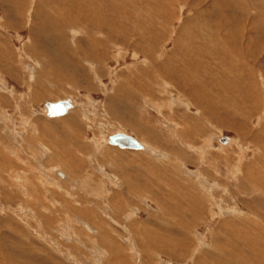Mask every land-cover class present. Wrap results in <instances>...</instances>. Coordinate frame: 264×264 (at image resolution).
Instances as JSON below:
<instances>
[{
	"label": "rangeland",
	"instance_id": "rangeland-1",
	"mask_svg": "<svg viewBox=\"0 0 264 264\" xmlns=\"http://www.w3.org/2000/svg\"><path fill=\"white\" fill-rule=\"evenodd\" d=\"M55 1L60 3V7L64 6L66 8V5L61 3L64 2V0H0L1 42L9 43L11 47H14L12 50L14 49L13 51L16 53H12L11 56V63L13 62L11 67H13V69L10 66L9 69L5 67L0 68V79L3 80V82L0 80V99L2 100V102L0 100V127L3 129L2 133H6L5 136H7V134L12 136V132L16 131V129H18V132L22 130L25 133H27V131L33 133L34 130H30V127L33 124L29 121L34 118L39 121V124H43L42 128L44 130H51L52 136L59 137L60 133L64 132L63 124L60 122L50 123L52 120H49L47 117L48 115H42V111H45L43 110L45 109L44 106L49 102H56V100L57 102L64 101L65 99L67 100L71 97V100H74L73 102L76 103L74 110H80L82 114L85 112V116L87 117L86 121L83 123L85 124L84 131L86 138L83 140V143L86 145V148L88 147L89 149H84L83 147L81 148L82 151L81 149H77L80 153H83L84 151L86 153L84 154L85 157H78L77 159L79 160L76 161L75 168H71L75 177H70L65 181L63 177H56L55 175L52 176L53 178L50 177L49 180L48 176H45L46 174H44V172L48 169L47 163L50 161V158H48L50 154L44 156L40 155L42 150L39 147L36 148L35 143H31L30 147L27 148V145H24L20 138H18L20 141L16 140L17 137L14 136L15 134L12 136L15 137L14 141L5 136L1 137L3 140L0 142L1 153H5L6 151L2 150H5L7 146H10L16 152L18 151L21 156L23 155L21 158L24 160L17 156V159H14L15 161H13V163L8 164L7 162L6 165H4L6 168L11 165V169L8 170L13 173L11 176H13L14 182L8 180L9 177H0V239H2V242L0 241V245H3L0 249V253H6V255L12 253L10 257L20 260L21 264H107L110 256L107 255L106 252L104 253L100 251L99 253L95 251V254L88 253V250L80 243L81 240L83 243H85L87 239L86 243L90 241L91 235L89 232L85 231V227H83L84 224L92 225L89 220L84 217L81 219L80 215L76 220L71 215L72 217L70 220L66 219L63 221V216L66 214L63 212L64 208L62 205H59V202H69L68 204L71 205L70 202L72 201L68 197H64L66 192H69L73 194L74 197L76 196L75 199L79 202L80 206L76 204L77 209L89 207L85 210L93 211L90 214L94 215L97 219V224L94 225H99L102 222V226L99 228L97 227L98 229H102L105 223L112 224L113 228L116 230L115 236L118 234L121 238V246L129 248L130 256L129 258H126L129 259L128 261H124L125 264H151V259L144 256V245L146 247H151L150 244H145V240L162 238L161 232L164 234L166 227L170 228V226H166L165 224H158V226L157 223H162L164 219H172L173 217L174 222L171 227L176 229H173L172 237L169 235L167 236L171 242H174L171 244L172 246H170V248H172L171 252L164 247L163 249L160 248L156 256H152L150 252V255L155 261H158L159 257H163L164 261L161 259L162 261L159 264H211V261H214V264H225V262L226 264H264V257H262L264 256V12H261L264 11V0H200L201 5L198 0H66L73 2L82 1L84 3L87 2L88 4L92 3L93 7L101 6L103 3L109 7L113 6V9H115L114 12H117V22L115 25L112 24V29L109 30V46L107 45L109 50H107V54L106 52H103V50L97 51L95 49L96 60L90 65L93 66V69L91 70L92 72L89 71V65L85 62L87 60H84V58L82 60L81 56H79L81 59L80 64L78 61L75 65L70 66L64 65L62 61V64L59 65L62 68L67 66L63 69L68 73V77L56 87H52L49 82L48 84L45 83L43 78L39 77V74H37V76L33 75L35 74L36 64L34 61L29 60L30 55L26 52L25 45L27 46L31 37L34 39L31 35L32 30L30 23L32 16H34V10L37 13L39 11V14L45 16L48 6H52L54 9L56 8V4L53 3ZM113 1L116 5H114L115 3H113ZM239 1H241V3ZM36 3H38L39 6L41 5L39 10L35 8ZM180 7H182V11H180ZM259 7L261 9H259ZM64 10H67V8ZM58 12L55 11L53 14L57 17L64 16V14L60 15L61 12L59 10ZM150 12L153 13L151 14ZM255 12L258 14H253ZM141 14L142 16H140ZM197 16H199V18ZM59 19L61 20L62 18L59 17ZM92 19L93 17L90 18L88 27H91L90 23ZM152 21L155 22V31L150 30ZM157 22L159 25H157ZM78 25L79 24L67 27L65 31H62L63 37L58 40L59 44L55 48H53L54 45H52L51 48L58 51L61 49V45L65 44L66 50L69 54H76L78 51V49H76L77 42L79 44L81 42L82 46H87L88 41L86 37H88V35L86 34V36L83 37V35L79 32L81 30L77 29ZM83 26L85 29H88L87 26ZM74 27L77 31L76 29L74 30ZM115 27L116 29H114ZM139 30L142 31L140 32ZM92 31L95 32V30ZM91 35L94 36L93 33H91ZM259 35H262L263 37L261 38ZM223 36L225 37L223 38ZM49 37L50 39H53L52 35H49ZM233 38L236 39L234 40L236 43L234 41L231 43ZM239 38L241 40H237ZM34 40L38 41L39 38L35 37ZM181 41L190 42L183 43ZM116 43L117 45H115ZM251 43H253V47ZM131 44L134 47H132ZM201 44H203V46H201ZM261 44L263 47H261ZM119 45H123V48L117 47ZM198 45L200 47H198ZM206 45H208V47ZM195 47L198 49L197 51ZM201 47L205 48V50ZM240 48L243 49L241 50ZM145 49H148L149 51L145 53ZM119 50L121 54L118 53ZM250 50L253 51L250 52ZM108 51H111L113 55ZM181 51H183V53ZM198 53L206 54V59H211V61L207 63L208 60H206V63L201 64L200 60L204 58V55L200 57L201 55L199 56ZM122 55L124 56L122 57ZM195 55L197 56L195 57ZM52 56L53 58H56L54 55ZM120 56L122 58H120ZM112 57L116 59H113ZM180 57L183 59L186 57L188 60H186V58L182 60ZM188 57L191 58L189 59ZM194 58L195 61L193 62ZM215 58H217V60ZM212 59L218 64H215ZM61 60L62 59L59 61L61 62ZM234 61L236 63H234ZM195 62L199 64V68L205 76L203 78V80L206 81L204 82V85L201 81L195 83L193 78L191 81L193 84H191L182 81L183 78H177V74L171 76V73H173L179 66L182 68V65L186 66V68L190 67L189 72L196 71L195 68L197 65L194 66V64H196ZM219 64H221V67L224 64L222 69L225 68V70L217 67L218 70L215 69V72H213L211 70V66H218ZM57 66L58 65L56 64L55 67ZM127 66L129 68H127ZM134 66L136 68H134ZM249 66L251 72H249ZM39 68L40 69H38V71L41 72V67ZM83 68L85 70H83ZM246 68H248V70ZM209 72L213 73V75H209ZM231 73H235L237 78ZM193 75L195 76V74ZM99 79L102 82H100ZM123 79H125L124 81L126 83L122 82ZM232 79L235 82H233ZM256 79H258V81ZM61 80H64V77L61 78ZM223 80L227 81L223 83ZM216 81L218 84L214 83ZM198 83H200V86L202 85L203 87L209 84L207 89L209 88L210 92L213 93V100L215 103L214 106L216 107L214 108V111L217 115L219 114L218 116L215 117L214 115L206 114L207 109L205 107L208 105V102L205 104L206 102L200 97L202 93L197 92L200 91V89L202 90V87H200ZM73 84L75 85L74 87H72ZM190 86L192 88L193 86L196 87L193 89V93ZM261 86H263V88ZM187 91H189L191 95ZM194 92H197L196 95L200 97L201 101L194 96ZM230 92L231 95L229 94ZM256 92H258L260 96L256 94ZM12 96L15 97V99H13ZM223 97L224 99H222ZM239 98L241 99L240 103ZM45 101L47 102L44 103ZM236 102L237 104L235 105ZM225 104H228V106ZM237 105L239 106V109ZM217 107H219V109ZM226 107H228V110L225 112ZM200 109L203 113L200 112ZM257 109H259V111ZM241 110L243 111L241 112ZM240 112L244 117L242 115L240 116ZM253 112H255V114ZM259 112H262V114ZM33 115H36V117ZM5 116L8 118L6 119ZM148 117L149 119H146ZM174 117H177V119ZM200 118L201 120H198ZM246 119L248 120L246 121ZM137 121H140L142 125L137 126V124H139ZM88 126H90V129H88ZM131 126H133L134 129H139L141 134L144 136H141V138L138 135L139 133L130 130ZM184 126L185 128H183ZM125 127L127 128L126 130ZM190 129L193 132H191ZM118 131L128 133L134 137L138 136V140L143 145L145 143L148 146V149L155 150L156 155L152 156L148 154V151H143V148L141 150H133L130 148L121 149L118 146L110 144V141V146L105 144L106 137ZM201 132H203V134ZM187 133L190 134L188 135ZM27 134L25 135L27 136ZM50 139L51 138L49 136L46 142L50 143ZM210 140L211 142H209ZM63 142L68 145L71 141L66 139ZM93 143H95V146H102L99 147V151L95 150ZM4 145H6V147H4ZM210 148L213 149V152ZM242 148L243 150H241ZM161 150L162 152H160ZM205 150L206 154L204 153ZM241 151H243V153ZM31 152H36L33 154L36 158H34ZM216 160L219 161L216 162ZM23 161H25V163ZM1 162L4 163V158L0 159V163ZM56 163L58 166L61 165L60 161ZM129 164L131 168H128ZM50 167L52 170L53 164L50 165ZM65 168L68 169L69 167ZM100 170L101 172H99ZM217 170L219 172H217ZM200 172L201 175H199ZM53 179H55L56 183ZM244 180L246 181L244 182ZM148 189L150 191L159 189V199L161 198V200L167 204H163V206L160 205L158 207V202L153 198V194L151 195L145 191ZM194 195L199 198H194ZM211 196L213 197L212 199ZM122 199L126 200V209L125 207H119L121 202H123ZM164 207H170L173 213L170 214L169 212H166ZM232 207L234 210L230 212V210L233 209ZM119 208L121 209L119 210ZM229 212L233 213L230 214ZM109 213L113 214V217H115L117 221L112 217L110 218ZM211 213L213 214L212 218ZM156 214L159 218H157ZM201 214L202 216H200ZM216 214H218V216ZM223 214H225V216H223ZM189 216H193L191 217L192 219H190ZM11 217L16 220H10L12 222V226L9 223V218ZM187 217L188 221L191 220L189 223L186 221ZM112 220L115 224L112 223ZM225 220L227 224L224 223ZM78 221L83 223L81 224ZM63 226L66 227L63 228ZM13 227L18 228H15L17 231L22 230V232H17L16 230L14 231ZM65 229L67 231L66 234ZM85 232L89 235V237L88 235H83ZM101 232L103 233L100 234ZM108 232L114 235L113 229L105 228L104 230H99L98 235L100 234V236L96 235L97 238H94L96 240H93L94 242L92 241V244L89 242L91 244V249H96L93 245V243L96 242L95 244H98V246L100 248L102 247L101 249L104 250L105 247L103 246L104 244L102 243V240L106 238V235L108 238H112V241L117 243L118 241L114 238V236L110 233L108 234ZM136 232L139 234V237L135 236ZM134 236L136 237L140 247L135 245ZM77 239L80 242L77 241ZM218 239L219 242L217 241ZM216 241L218 243H216ZM99 242L101 243L99 244ZM151 243H154V241ZM74 245L78 248H74ZM31 247H33L34 250L36 249L35 251L41 252L43 257H41L39 253L30 255ZM140 249L142 250V253ZM151 249L152 248H149V250ZM225 249L226 253L224 252ZM22 250L24 253H22ZM96 253L98 255H96ZM141 254L143 257H141ZM222 254L225 257H223ZM24 255H27L26 258ZM1 256L4 257L3 255ZM34 256H36V258ZM46 256L48 259H46ZM236 256L237 258L240 257V259H237ZM10 257L7 259V264H13L12 261H9ZM117 258L119 261L121 259L124 260V258L121 257ZM117 258L115 261H118ZM73 259H76V262H74ZM261 260L263 263H261Z\"/></svg>",
	"mask_w": 264,
	"mask_h": 264
},
{
	"label": "bare ground",
	"instance_id": "bare-ground-1",
	"mask_svg": "<svg viewBox=\"0 0 264 264\" xmlns=\"http://www.w3.org/2000/svg\"><path fill=\"white\" fill-rule=\"evenodd\" d=\"M53 1V0H52ZM85 1V0H84ZM151 1V0H150ZM165 1V0H164ZM167 1V0H166ZM171 1V0H170ZM169 1V2H170ZM242 1V0H241ZM241 1H239L240 3H241ZM246 1V0H245ZM244 1V2H245ZM250 1V0H249ZM104 2V1H103ZM141 2V1H140ZM158 2V1H157ZM177 2V1H176ZM198 2H200V0H198ZM54 4H56L55 5V9L51 6H48V9L46 10L47 12L45 13V16H42L41 14H39V11H38V13L37 12H35V10H34V16H32V18H31V30H32V36H33V38L35 39V37L36 38H39V40L38 41H36V40H34V39H32V37H31V40H29V42H28V44H27V46L25 45V49H26V52H28V54L30 55L29 57H30V59L29 60H32V61H34L35 62V64H36V66H35V74H33V75H36L37 76V74H39V77H42L43 78V80H44V82L45 83H47L48 84V82L52 85V87H56L58 84H60V83H62L63 81H65L66 80V78L68 77V73L63 69V68H66V67H61L59 64H62V61H63V64L64 65H75L78 61H79V64H80V62H81V59L83 60V58H84V60H87V61H85L86 62V64H88L89 65V67H88V69H89V71H91L92 69H93V66H90L91 64H93L94 62H95V60H96V58H95V53H96V51H95V49L97 50V51H99V50H103V52H106V54H107V50H109L108 49V46H109V38L108 37H110L109 35H110V32H109V30H111L112 29V24L113 25H115L116 24V22H117V16H116V13L114 12L115 11V9H113V6L111 7H109L108 5H104V3L101 5V6H94L93 7V4L92 3H84V2H73V1H66V0H64V2H61V3H64V5H66V8H67V10H64V9H66L64 6L63 7H60V3L59 2H57V1H55V2H53ZM99 3H101V2H99ZM111 3V2H110ZM113 3H115L114 1H113ZM136 3V2H135ZM152 3V2H151ZM154 3V2H153ZM178 3V2H177ZM246 3V2H245ZM249 3V2H248ZM251 3V2H250ZM8 4V3H7ZM10 4H11V2H10ZM145 4H147V3H145ZM171 4V3H170ZM188 4V3H187ZM247 4V3H246ZM70 5V6H69ZM114 5H116V3L114 4ZM160 5V4H159ZM158 5V6H159ZM168 5V4H167ZM180 5V4H179ZM178 5V6H179ZM184 5V4H183ZM200 5H201V2H200ZM248 5V4H247ZM252 5H255V4H252ZM259 5V4H258ZM41 6V5H40ZM40 6H39V4L38 3H36V5H35V8H37L38 10L40 9ZM125 6H127V5H125ZM134 6V5H133ZM166 6V5H165ZM164 6V7H165ZM169 6V5H168ZM175 6V5H174ZM190 6V5H189ZM199 6V5H198ZM242 6V5H241ZM260 6V5H259ZM59 7H60V9H59ZM172 7V6H171ZM185 7V6H184ZM253 7V6H252ZM13 8V7H12ZM14 8H16V7H14ZM34 8V9H35ZM126 8V7H125ZM139 8V7H138ZM161 8V7H160ZM175 8H177V7H175ZM181 8V10L180 11H182V7H180ZM254 8V7H253ZM112 9V10H111ZM142 9V8H141ZM197 9V8H196ZM230 9V8H229ZM233 9V8H232ZM248 9V8H247ZM246 9V10H247ZM252 9V8H251ZM258 9V8H257ZM259 9H261L260 7H259ZM14 10V9H13ZM58 10L61 12L60 13V15L61 14H64V16H56L55 14H53V12H55V11H57L58 12ZM126 10V9H125ZM124 10V11H125ZM146 10V9H145ZM178 10V9H177ZM190 10V9H189ZM234 10V9H233ZM249 10V9H248ZM255 10H256V8H255ZM254 10V11H255ZM263 10V9H262ZM37 11V10H36ZM43 11H44V9H43ZM147 11V10H146ZM174 11V10H173ZM191 11H192V9H191ZM201 11V10H200ZM204 11H205V8H204ZM236 11V10H235ZM252 11V10H251ZM257 11V10H256ZM142 12V11H141ZM158 12H159V10H158ZM243 12V11H242ZM248 12V11H247ZM261 12H264V11H261ZM41 13V12H40ZM43 13V12H42ZM124 13H126V12H124ZM148 13H149V11H148ZM151 13V12H150ZM153 13V12H152ZM151 13V14H152ZM189 13V12H188ZM208 13V12H207ZM58 14H59V12H58ZM123 14V13H122ZM155 14V13H154ZM175 14V13H174ZM178 14V13H177ZM204 14V13H203ZM252 14V13H251ZM253 14H256V12L255 13H253ZM258 14V13H257ZM256 14V15H257ZM94 15V16H93ZM149 15V14H148ZM198 15V14H197ZM224 15V14H223ZM226 15V14H225ZM16 16V15H15ZM82 16V17H81ZM122 16V15H121ZM140 16H142V14L140 15ZM139 16V17H140ZM166 16V15H165ZM59 17H61L62 19L60 20L59 19ZM91 17H93V19H92V21H91V23H90V26L91 27H88L89 26V20H90V18ZM123 17V16H122ZM189 17V16H188ZM198 18H199V16H197ZM226 17V16H225ZM244 17V16H243ZM246 17V16H245ZM88 18V19H87ZM141 18V17H140ZM140 18H139V20H140ZM143 18V17H142ZM150 18V17H149ZM157 18V17H156ZM175 18V17H174ZM184 18V17H183ZM197 18V19H198ZM227 18V17H226ZM248 18V17H247ZM246 18V19H247ZM138 19V18H137ZM173 19V18H172ZM202 19V18H201ZM84 20H86V21H84ZM143 20V19H142ZM191 20V19H190ZM245 20V19H244ZM28 21V20H27ZM150 21V20H149ZM148 21V22H149ZM156 21V20H155ZM246 21V20H245ZM251 21V20H250ZM135 23V22H134ZM158 23V22H157ZM76 24H79L78 25V27H77V29H79V30H81V31H79L80 32V34L81 35H83V37H85L86 36V34L88 35V37H86V39H87V41H88V47L87 46H82L81 45V42H80V44L77 42L76 43V49H78V51L76 52V54H69L68 52H67V50H66V45L65 44H63V45H61L60 47H61V49L60 50H53V48H55L59 43H58V40L61 38L62 39V31H65L66 29H67V27H71V26H73V25H75L76 26ZM140 24H141V22H140ZM224 24V23H223ZM222 24V25H223ZM248 24V23H247ZM252 24V23H251ZM29 25V24H28ZM83 25H85V26H87V28L88 29H85L84 28V26ZM134 25V24H133ZM142 25V24H141ZM157 25H159V23L157 24ZM154 26H155V22H151V29L150 30H153V31H155L156 29L154 28ZM225 26V25H224ZM251 26V25H250ZM250 26H249V28H250ZM144 27V26H143ZM133 28H135V27H133ZM139 28V27H138ZM150 28V27H149ZM213 28V27H212ZM229 28V27H228ZM76 28L74 27V30H75ZM77 29H76V31H77ZM114 29H116V27L114 28ZM137 29V28H136ZM141 29H143V28H141ZM251 29V28H250ZM253 29V28H252ZM92 30H95V32L94 31H92ZM133 30V29H132ZM192 30V29H191ZM223 30H224V28H223ZM69 31V30H68ZM67 31V32H68ZM136 31V30H135ZM140 31V30H139ZM142 31V30H141ZM140 31V32H141ZM152 31V32H153ZM169 31V30H168ZM211 31V30H210ZM253 31V30H252ZM251 31V32H252ZM133 32V31H132ZM139 32V33H140ZM151 32V33H152ZM187 32V31H186ZM228 32V31H227ZM232 32H233V30H232ZM242 32V31H241ZM73 33V32H72ZM91 33H93L94 34V36L93 35H91ZM146 33V32H145ZM189 33V32H188ZM236 33V32H235ZM244 33V32H243ZM247 33H249V32H247ZM77 34V33H76ZM104 34H107V35H104ZM150 34V33H149ZM154 34V33H153ZM168 34V33H167ZM228 34H229V32H228ZM233 34V33H232ZM254 34V33H253ZM49 35H52L53 36V39H50V37H49ZM78 35V34H77ZM139 35V34H138ZM145 35V34H144ZM157 35V34H156ZM244 35V34H243ZM61 36V37H60ZM142 36V35H141ZM153 36V35H152ZM170 36V35H169ZM168 36V37H169ZM226 36V35H225ZM225 36H223V38L225 37ZM261 38L263 37L262 35H259ZM154 37H156V36H154ZM245 37V36H244ZM256 37V36H255ZM106 38V39H105ZM135 38V37H134ZM194 38V37H193ZM249 38V37H248ZM131 39V38H130ZM136 39V38H135ZM141 39V38H140ZM178 39V38H177ZM194 39H196V38H194ZM193 39V40H194ZM244 39V38H243ZM246 39V38H245ZM250 39H251V36H250ZM250 39H248V40H250ZM114 40H116V39H114ZM118 40V39H117ZM142 40V39H141ZM148 40V39H147ZM185 40V39H184ZM190 40V39H189ZM221 40H223V39H221ZM229 40V39H228ZM232 40V39H231ZM234 40H236V39H234L233 38V40L231 41V43L234 41ZM237 40H241L240 38L239 39H237ZM119 41V40H118ZM143 41V40H142ZM160 41V40H159ZM169 41V40H168ZM202 41V40H201ZM243 41V40H242ZM241 41V42H242ZM76 42V41H75ZM171 42V41H170ZM181 42H183V41H181ZM184 42H186V41H184ZM183 42V43H184ZM190 42V41H189ZM189 42H186V43H189ZM198 42V41H197ZM206 42V41H205ZM211 42V41H210ZM235 42V41H234ZM244 42V41H243ZM134 43H136V42H134ZM160 43V42H159ZM193 43V42H192ZM191 43V44H192ZM236 43V42H235ZM245 43V42H244ZM139 44H140V42H139ZM147 44V43H146ZM174 44V43H173ZM195 44H196V42H195ZM199 44V43H198ZM206 44H207V42H206ZM215 44V43H214ZM219 44V43H218ZM234 44V43H233ZM239 44H241V43H239ZM253 43H251V45H252ZM52 45H54L53 46V48H51V46ZM108 45V46H107ZM114 45V44H113ZM115 45H117V43L115 44ZM134 45V44H133ZM143 45V44H142ZM152 45H154V44H152ZM193 45V44H192ZM262 45V44H261ZM131 46H132V44H131ZM140 46V45H139ZM148 46V45H147ZM195 46H197V45H195ZM201 46H203V44H201ZM207 47H208V45H206ZM217 46H219V45H217ZM240 46V45H239ZM116 47V46H115ZM117 47H122L123 48V45L122 46H117ZM129 47V46H128ZM132 47H134V46H132ZM140 47H142V46H140ZM153 47V46H152ZM156 47V46H155ZM182 47V46H181ZM185 47V46H184ZM183 47V48H184ZM198 47H200L199 45H198ZM197 47V48H198ZM205 47V46H204ZM207 47H206V49H207ZM221 47V46H220ZM233 47H235V46H233ZM252 47H253V45H252ZM261 47H263V45L261 46ZM260 47V48H261ZM12 48H14V47H11L10 45H9V43H2L1 42V38H0V68H8L9 69V66L11 67L12 66V63H11V61H12V53L13 54H16L13 50H12ZM125 48V47H124ZM154 48V47H153ZM201 48H203V47H201ZM224 48V47H223ZM237 48V47H236ZM255 48V47H254ZM258 48V47H257ZM50 49V50H49ZM53 51H52V50ZM157 49V48H156ZM195 49H196V47H195ZM194 49V50H195ZM204 50H205V48H203ZM226 49V48H225ZM230 49V48H229ZM235 49V48H234ZM241 49V48H240ZM243 49V48H242ZM241 49V50H242ZM110 50H111V48H110ZM142 50V49H141ZM151 50V49H150ZM187 50H188V48H187ZM198 49H196V51H197ZM218 50V49H217ZM52 51V52H51ZM73 51V50H72ZM122 51V50H121ZM127 51H129V50H127ZM149 50L148 49H145L144 50V52L146 53V52H148ZM177 51V50H176ZM179 51H180V49H179ZM209 51V50H208ZM253 51V50H252ZM251 50H250V52H252ZM257 51V50H256ZM262 51V50H261ZM109 52V51H108ZM111 52V51H110ZM109 52V53H110ZM123 52V51H122ZM154 52V51H153ZM157 52V51H156ZM175 52V51H174ZM182 53H183V51H181ZM200 52V51H199ZM201 52H202V50H201ZM227 52H229V51H227ZM243 52V51H242ZM247 52V51H246ZM93 53H94V55H93ZM112 53V52H111ZM118 53H120V50L118 51ZM124 53V52H123ZM151 53H152V51H151ZM150 53V54H151ZM204 53H206V52H204ZM204 53H198L199 54V56L200 57H202V55H204V58L203 59H201L200 60V62H201V64H203V63H206V60H208V58L206 59V54H204ZM213 53V52H212ZM221 53V52H220ZM235 53H237V52H235ZM254 53H255V51H254ZM19 54V53H18ZM121 54V53H120ZM170 54V53H169ZM168 54V55H169ZM238 54V53H237ZM242 54V53H241ZM253 54V53H252ZM256 54V53H255ZM52 55H54L56 58H53V56ZM101 55H102V52H101ZM100 55V56H101ZM112 55H113V53H112ZM115 55V54H114ZM154 55V54H153ZM190 55V54H189ZM246 55V54H245ZM15 56V55H14ZM79 56H81V59L79 58ZM104 56V55H103ZM117 56V55H116ZM124 55H122V57H123ZM175 56H176V54H175ZM191 56H193V55H191ZM197 55H195V57H196ZM228 56H229V53H228ZM238 56V55H237ZM247 56V55H246ZM17 57H19V56H17ZM21 57V56H20ZM106 57V56H105ZM115 57V56H114ZM121 56H120V58H122ZM179 57V56H178ZM199 57V58H200ZM213 57V56H212ZM214 57H215V55H214ZM257 57V56H256ZM113 58V57H112ZM119 58V57H118ZM181 58V57H180ZM186 58V57H185ZM184 58V59H185ZM189 58V57H188ZM191 58V57H190ZM189 58V59H190ZM217 58H219V57H217ZM217 58H215L216 60H217ZM246 58V57H245ZM244 58V59H245ZM60 59H62L61 60V62L59 61ZM102 59V58H101ZM113 59H116V58H113ZM112 59V60H113ZM182 60H184L183 58H181ZM225 59V58H224ZM227 59V58H226ZM180 60V59H179ZM186 60H188L187 58H186ZM197 60V59H196ZM213 60V59H212ZM247 60H248V58H247ZM256 60V59H255ZM100 61V60H99ZM106 61V60H105ZM195 61V58H194V60H193V62ZM211 61V59L210 60H208V62L207 63H209ZM222 61H223V59H222ZM222 61H218V62H222ZM243 61V60H242ZM213 62H214V60H213ZM232 62V61H231ZM246 62V61H245ZM97 63V62H96ZM104 63V62H103ZM196 63V62H195ZM199 63V62H198ZM212 63V62H211ZM215 64H218L217 62H214ZM234 63H236L235 61H234ZM241 63V62H240ZM243 63V62H242ZM249 63V62H248ZM58 65L57 67H55V65ZM100 64V63H99ZM191 64V63H190ZM213 64V63H212ZM96 65V64H95ZM195 65H197V67L195 68V70L196 71H190L189 72V68L190 67H188V68H186V66H184V65H182V68L179 66L177 69H175L174 70V72L173 73H171L172 75L171 76H173L174 74H177V78L178 77H180V78H183V80L182 81H184V82H188V83H191V84H193L191 81H192V78L195 80V83L196 82H198V81H201V82H203V85L205 84L204 82H206V81H204L203 80V78L205 77L204 76V74H203V72L201 71V69L199 68V64H194V66ZM210 65V64H209ZM229 65V64H228ZM79 66V65H78ZM139 66V65H138ZM223 66H224V64H223ZM223 66L221 67V64H219L218 66H215V65H212L211 66V70L213 71V72H215V69H217V67H219L220 69H222L223 68ZM241 66V65H240ZM39 67H41V72H39L38 71V69H40ZM202 67H203V65H202ZM246 67H248V66H246ZM12 69H13V67H11ZM127 68H129L128 66H127ZM134 68H136L135 66H134ZM138 68V67H137ZM144 68V67H143ZM156 68V67H155ZM32 69V68H31ZM63 69V70H62ZM71 69H72V67H71ZM97 69V68H96ZM95 69V70H96ZM157 69V68H156ZM207 69V68H206ZM234 69V68H233ZM237 69V68H236ZM247 70H248V68H246ZM43 70H45V71H43ZM83 70H85L84 68H83ZM139 70V69H138ZM148 70V69H147ZM147 70H146V72H147ZM218 70V69H217ZM222 70H225V68L224 69H222ZM249 70H250V66H249ZM72 71H73V69H72ZM94 71V70H93ZM150 71V70H149ZM209 71V70H208ZM208 71H206V72H208ZM221 71V70H220ZM32 72V71H31ZM39 72V73H38ZM65 72V73H64ZM92 72V71H91ZM136 72V71H135ZM134 72V73H135ZM219 72V71H218ZM238 72V71H237ZM249 72H251V70L249 71ZM6 73V72H5ZM33 73V72H32ZM137 73V72H136ZM141 73V72H140ZM158 73H160V72H158ZM246 73V72H245ZM123 74V73H122ZM143 74V73H142ZM169 74V73H168ZM193 74H195V76L193 75ZM208 74V73H207ZM210 74H212L213 75V73H210L209 72V75ZM231 74H234V76H235V73H231ZM240 74H241V72H240ZM128 75V74H127ZM167 75V74H166ZM224 75H226V74H224ZM228 75V74H227ZM32 76V75H31ZM88 76V75H87ZM132 76H133V74H132ZM156 76V75H155ZM220 76H223V75H220ZM238 76V75H237ZM251 76V75H250ZM64 77V80H61V78H63ZM122 77V76H121ZM125 77V76H124ZM161 77H163V76H161ZM209 77V76H208ZM231 77V76H230ZM236 77V76H235ZM45 78V79H44ZM83 78V77H82ZM129 78V77H128ZM171 78V77H170ZM216 78V77H215ZM234 78V77H233ZM237 78V77H236ZM239 78V77H238ZM253 78V77H252ZM254 78H256V77H254ZM35 79V78H34ZM209 79V78H208ZM243 79V78H242ZM245 79H246V77H245ZM0 80H2V79H0ZM30 80H31V78H30ZM125 79H123L122 80V82H125L124 81ZM131 80V79H130ZM160 80V79H159ZM176 80V79H175ZM218 80V79H217ZM229 80V79H228ZM233 80V79H232ZM252 80V79H251ZM257 81H258V79H256ZM255 80V81H256ZM32 81V80H31ZM99 81L100 82H102L100 79H99ZM151 81V80H150ZM177 81V80H176ZM178 81H181V80H178ZM212 81H214V80H212ZM219 81V80H218ZM225 81H227V80H225ZM224 80H223V83L225 82ZM239 81V80H238ZM260 81V80H259ZM2 82H3V80H2ZM72 82V81H71ZM75 82V81H74ZM144 82V81H143ZM232 82V81H231ZM233 82H235L234 80H233ZM232 82V83H233ZM245 82H246V80H245ZM31 83V82H30ZM69 83V82H68ZM76 83V82H75ZM126 83V82H125ZM131 83H133V82H131ZM172 83V82H171ZM214 83H217L218 84V82L216 81V82H214ZM222 83V82H221ZM227 83V82H226ZM230 83V82H229ZM232 83H231V85H232ZM240 83V82H239ZM248 83V82H247ZM251 83H253V82H251ZM251 83H250V85H251ZM259 83V82H258ZM79 84V83H78ZM199 84V86H200V83H198ZM216 84V85H217ZM237 84H238V82H237ZM241 84V83H240ZM260 84H261V82H260ZM69 85V84H68ZM188 85V84H187ZM190 85V84H189ZM195 85V84H194ZM209 84H207V85H205L204 87L201 85L200 87H202V90L200 89V87H199V89H200V91H197L198 93L199 92H201L202 94L200 95V97L201 98H203V101H205L206 103L205 104H207V102H208V105L205 107L206 109H207V111H206V114L207 115H214L215 117L216 116H218L217 115V113L214 111V108H216L215 106H214V100H213V93H211L210 92V89L208 88L207 89V86H208ZM221 85V84H220ZM230 85V84H229ZM230 85V86H231ZM249 85V86H250ZM7 86V85H6ZM75 85L73 84L72 85V87H74ZM121 86V85H120ZM133 86V85H132ZM252 86H253V84H252ZM123 87V86H122ZM146 87V86H145ZM187 87V86H186ZM191 87V86H190ZM255 87V86H254ZM262 88H263V86H261ZM159 88V87H158ZM196 87H194L193 86V88L191 87L190 89H191V91H192V93H193V89H195ZM219 88V87H218ZM2 89H3V86H2ZM5 89V88H4ZM30 89V88H29ZM187 89V88H186ZM228 89V88H227ZM236 89H238V88H236ZM159 90V89H158ZM198 90V89H197ZM220 90V89H219ZM224 90V89H223ZM248 90V89H247ZM125 91V90H124ZM151 91V90H150ZM190 91V90H189ZM189 91H187L188 93H189ZM190 91V92H191ZM203 91V92H202ZM226 91V90H225ZM228 91V90H227ZM230 91V90H229ZM245 91V90H244ZM261 91V90H260ZM120 92V91H119ZM136 92V91H135ZM158 92V91H157ZM172 92V91H171ZM197 92H194L195 94H194V96L196 97V98H198L200 101H201V99H200V97L198 96V95H196V93ZM217 92H218V90H217ZM222 92H224V91H222ZM247 92V91H246ZM251 92V91H250ZM4 93V92H3ZM113 93H114V91H113ZM184 93V92H183ZM219 93V92H218ZM221 93V92H220ZM244 93V92H243ZM261 93V92H260ZM116 94V93H115ZM140 94V93H139ZM146 94V93H145ZM190 94V93H189ZM230 95H231V92L229 93ZM252 94V93H251ZM256 94H258V92H256ZM67 95H68V93H67ZM136 95V94H135ZM159 95V94H158ZM191 95V94H190ZM193 95V94H192ZM237 95V94H236ZM244 95V94H243ZM259 95V94H258ZM11 96V95H10ZM119 96V95H118ZM117 96V97H118ZM146 96V95H145ZM152 96V95H151ZM188 96V95H187ZM224 96V95H223ZM234 96H235V94H234ZM247 96V95H246ZM250 96V95H249ZM252 96V95H251ZM253 96H254V94H253ZM260 96V95H259ZM13 97V96H12ZM38 97V96H37ZM126 97V96H125ZM141 97H142V95H141ZM148 97V96H147ZM233 97V96H232ZM231 97V98H232ZM236 97V96H235ZM239 97V96H238ZM256 97H258V96H256ZM39 98V97H38ZM110 98H112V97H110ZM118 98H120V97H118ZM118 98H117V100H118ZM124 98V97H123ZM227 98V97H226ZM258 98H260V97H258ZM3 99V98H2ZM13 99H15V97H13ZM156 99V98H155ZM158 99V98H157ZM186 99V98H185ZM207 99H208V101H207ZM222 99H224V97L222 98ZM233 99H234V97H233ZM248 99V98H247ZM246 99V100H247ZM1 100V99H0ZM17 100V99H16ZM116 100V99H115ZM149 100V99H148ZM218 100V99H217ZM230 100V99H229ZM243 100V99H242ZM15 101V100H14ZM74 100H71V97H70V99H65L64 101H59V102H65V103H67V105H68V108H67V110H66V112L63 114V115H54V116H50V115H48V105L49 104H51V103H58L57 102V100H56V102L54 101V102H49V103H47L45 106H44V108L45 109H43V110H45L44 112L42 111V115H44L45 114V116H47L48 118H49V120H52V121H50V123L51 122H60V123H62L63 124V126H64V132H61L60 133V135H59V137H55V136H52L51 135V130H47V129H43L42 127H43V124H39V121H37V120H35L34 118L33 119H31L29 122L30 123H32L33 125L30 127L31 129V131H32V129L34 130L33 131V133L31 132H28L27 131V133H25V132H23L22 130L20 131V132H18V129H16V131H14V132H12V136H13V134H15L14 136L15 137H17V141L19 140L18 138H20V140L23 142V144L24 145H27L26 147L27 148H29L30 147V145H31V143H35L36 144V148L37 147H39L41 150H42V153L40 154V155H42V156H44V155H49L50 154V156H48V158H50L49 160V162L47 163V167H48V169H46L45 170V172H44V174H46L45 176H48V178H49V180H50V177H52V176H55L56 175V177H63L64 179H65V181L66 180H68L70 177H75V174H73V172L71 171V168H75V166H76V161H78L79 159H77L78 157H85V151L82 153H80V152H78V150L77 149H81L82 147L85 149L86 148V145H84V143H83V140L84 139H86L85 138V131H84V128H85V124H83L84 123V121H86V119H87V117L85 116V112H83V114L81 113V111L80 110H74V107H75V105H76V103L75 102H73ZM238 101V100H237ZM240 101H241V99L239 98V103H240ZM245 101V100H244ZM261 101V100H260ZM1 102H2V100H1ZM22 102V101H21ZM47 101H45L44 103H46ZM133 102V101H132ZM150 102H151V100H150ZM232 102V101H231ZM255 102H257V101H255ZM16 103V102H15ZM111 103V102H110ZM123 103H125V102H123ZM195 103V102H194ZM225 103V102H224ZM233 103V102H232ZM231 103V104H232ZM245 103V102H244ZM258 103V102H257ZM126 104H128V103H126ZM137 104V103H136ZM198 104V103H197ZM200 104V103H199ZM237 104V102L235 103V105ZM19 105V104H18ZM118 105V104H117ZM155 105V104H154ZM184 105V104H183ZM204 105V104H203ZM202 105V106H203ZM226 105V104H225ZM233 105H234V103H233ZM244 105V104H243ZM261 105V104H260ZM119 106V105H118ZM122 106V105H121ZM143 106H144V104H143ZM148 106H149V104H148ZM152 106V105H151ZM182 106V105H181ZM226 106H228V104L226 105ZM238 106V105H237ZM245 106V105H244ZM248 106V105H247ZM253 106V105H252ZM262 106H263V103H262ZM110 107H111V105H110ZM113 107V106H112ZM115 107H116V105H115ZM123 107V106H122ZM135 107V106H134ZM141 107V106H140ZM145 107V106H144ZM178 107V106H177ZM180 107V106H179ZM197 107V106H196ZM249 107V106H248ZM251 107V106H250ZM256 107V106H255ZM257 107H258V105H257ZM22 108V107H21ZM124 108V107H123ZM158 108V107H157ZM218 109H219V107H217ZM242 108V107H241ZM245 108H246V106H245ZM113 109V108H112ZM231 109V108H230ZM238 109H239V106H238ZM250 109V108H249ZM110 110V109H109ZM114 110V109H113ZM121 110H122V108H121ZM133 110V109H132ZM157 110V109H156ZM183 110H184V108H183ZM201 110V109H200ZM228 110V107H226L225 108V112ZM254 110V109H253ZM258 111H259V109H257ZM144 111V110H143ZM186 111V110H185ZM243 110H241V112H242ZM258 111H257V113H258ZM6 112V111H5ZM174 112V111H173ZM200 112H202V110L200 111ZM237 112V111H236ZM240 112V113H241ZM32 113L34 114V112L32 111ZM188 113V112H187ZM199 113V112H198ZM203 113V112H202ZM220 113V112H219ZM239 113V112H238ZM237 113V114H238ZM254 114H255V112H253ZM259 113H261L262 114V112H259ZM87 114V113H86ZM129 114V113H128ZM176 114V113H175ZM245 114V113H244ZM252 114V113H251ZM7 115V114H6ZM182 115H183V113H182ZM205 115V114H204ZM243 116V114L241 113L240 114V116ZM249 115V114H248ZM258 115V114H257ZM34 117H36V115H33ZM32 116V117H33ZM88 116V115H87ZM94 116V115H93ZM173 116V115H172ZM171 116V117H172ZM175 116V115H174ZM199 116H200V114H199ZM235 116V115H234ZM245 116H246V114H245ZM22 117V116H21ZM205 117V116H204ZM223 117V116H222ZM244 117V116H243ZM248 117V116H247ZM5 118L7 119L8 117H6L5 116ZM10 118V117H9ZM74 118H75V120H74ZM131 118V117H130ZM137 118V117H136ZM175 118V117H174ZM199 118V117H198ZM206 118V117H205ZM218 118V117H217ZM227 118H229V117H227ZM30 119V118H29ZM121 119V118H120ZM146 119H149V117L148 118H146ZM175 119H177V117L175 118ZM180 119V118H179ZM248 119H250V118H248ZM248 119H246V121L248 120ZM1 120V119H0ZM10 120V119H9ZM24 120V119H23ZM88 120H89V118H88ZM196 120V119H195ZM198 120H201V118L200 119H198ZM28 121V120H27ZM192 121H193V119H192ZM197 121V120H196ZM195 121V122H196ZM231 121V120H230ZM229 121V122H230ZM24 122V121H23ZM26 122V121H25ZM119 122V121H118ZM137 122H139V124H137V126L139 125V126H141L142 124L140 123V121H137ZM208 122V121H207ZM224 122V121H223ZM264 122V121H263ZM39 125H38V124ZM121 123V122H120ZM123 123V122H122ZM129 123V122H128ZM193 123H194V121H193ZM232 123V122H231ZM242 123H243V121H242ZM131 124V123H130ZM192 124V123H191ZM225 124V123H224ZM223 124V125H224ZM228 124V123H227ZM235 124V123H234ZM233 124V125H234ZM0 125H1V122H0ZM28 125V124H27ZM125 125V124H124ZM193 125V124H192ZM195 125H196V123H195ZM194 125V126H195ZM241 125V124H240ZM244 125V124H243ZM48 126V125H47ZM100 126V125H99ZM197 126V125H196ZM195 126V127H196ZM236 126V125H235ZM136 127V126H135ZM233 127V126H232ZM232 127H231V129H232ZM51 128V127H50ZM129 128V127H128ZM142 128H144V127H142ZM183 128H185V126L183 127ZM193 128V127H192ZM230 128V127H229ZM233 128H235V127H233ZM262 128V127H261ZM27 129V128H26ZM88 129H90V126H88ZM121 129V128H120ZM127 128L125 127V130H126ZM195 129V128H194ZM53 130V129H52ZM130 130H132V131H134V132H136V133H139L138 135L141 137H143L144 135L143 134H141V132L139 131V129L137 130L136 128L134 129L133 128V126H131L130 127ZM141 130V129H140ZM184 130V129H183ZM193 130V129H192ZM261 130V129H260ZM190 131H191V129H190ZM189 131V132H190ZM197 131V130H196ZM264 131V130H263ZM3 132V129H1V127H0V142L1 141H3L2 140V136H5L6 135V133H2ZM191 132H193V131H191ZM190 132V133H191ZM184 133H186V132H184ZM189 133V134H190ZM199 133H200V131H199ZM198 133V134H199ZM202 134H203V132H201ZM25 134H27V136L25 135ZM30 134V135H29ZM84 134V135H83ZM117 134H120V135H128V136H131V137H133L137 142H139L142 146H141V148H139V149H133V150H141L142 148H143V151H148V154H150V155H152V156H154V155H156V151L155 150H153V149H148V146L144 143V145L138 140V136L137 137H134V136H132V135H130V134H128V133H124V132H114L113 134H110V135H108L107 137H106V143L105 144H107L108 146H110L109 145V141H110V138L112 137V136H114V135H117ZM188 134V133H187ZM188 134V135H189ZM195 134H196V132H195ZM201 134V135H202ZM56 135V134H55ZM179 135V134H178ZM11 135H9V134H7V136H5V137H8L9 139H12L13 141H14V138L15 137H12ZM23 136V137H22ZM50 136V143H47L46 142V140L48 139V137ZM102 136H104V135H102ZM187 136V135H186ZM141 137V138H142ZM181 137V136H180ZM198 137V136H197ZM202 137V136H201ZM60 140H59V139ZM160 138H162V137H160ZM4 139V138H3ZM66 139H69V141H71L70 143H68V145H66L63 141H65ZM96 139V138H95ZM151 139V138H150ZM180 139H182V138H180ZM184 139V138H183ZM19 140V141H20ZM162 140V139H161ZM165 140V139H164ZM209 140V139H208ZM208 140H207V143H208ZM218 140V139H217ZM95 141V140H94ZM100 141V140H99ZM142 141V140H141ZM163 141V140H162ZM191 141V140H190ZM144 142V141H143ZM184 142V141H183ZM209 142H211V140L209 141ZM3 144V143H2ZM20 144V143H19ZM99 144V143H98ZM97 144V145H98ZM111 144V143H110ZM93 145H94V147H95V150H98L99 151V147H102V146H95V143H93ZM165 145V144H164ZM237 145V144H236ZM240 145V144H239ZM116 146V145H115ZM147 146V147H146ZM210 146H212V145H210ZM228 146V145H227ZM4 147H6V145H4ZM9 147L10 146H7L6 148H5V150H2V151H6L5 153L4 152H2L1 153V151H0V159H2V158H4V163L3 162H1L0 163V177H9V179L8 180H10V181H12V182H14L13 181V176H11V174H13V173H11V172H9V170L8 169H11L10 167H11V165H10V167H5L4 165H6V163L8 162V164H11V163H13V161H15L14 159H17L16 157L18 156V157H23V155L21 156L20 155V153H18V151L16 152L13 148H11L10 147V149H9ZM21 147V146H20ZM23 147V146H22ZM119 147V146H118ZM153 147V146H152ZM199 147V146H198ZM204 147V146H203ZM214 147V146H213ZM239 148H241L240 146H238ZM244 147V146H243ZM24 148V147H23ZM26 148V149H27ZM88 148V147H87ZM86 148V149H87ZM121 148V147H120ZM197 148V147H196ZM209 148V147H208ZM226 148V147H225ZM1 149V148H0ZM34 149V148H33ZM33 149H32V151H33ZM89 149V148H88ZM121 149H125V148H121ZM155 149V148H154ZM178 149V148H177ZM202 149V148H201ZM204 149V148H203ZM210 149H212V148H210ZM227 149V148H226ZM17 150V149H16ZM101 150V149H100ZM241 150H243V148L241 149ZM81 151H82V149H81ZM208 151V150H207ZM238 151V150H237ZM239 151H240V149H239ZM238 151V152H239ZM160 152H162V150L160 151ZM165 152V151H164ZM163 152V153H164ZM176 152V151H175ZM202 152H203V150H202ZM212 152H213V149H212ZM242 153H243V151H241ZM36 153V152H35ZM35 153H32L31 152V154L33 155V154H35ZM95 153H96V151H95ZM205 154H206V150H205V152H204ZM204 153H203V155H204ZM23 154V153H22ZM161 154V153H160ZM184 154H185V152H184ZM28 155H30V154H28ZM149 155V156H150ZM169 155V154H168ZM183 155V154H182ZM211 155V154H210ZM209 155V156H210ZM239 155V154H238ZM34 156V158H36L35 157V155H33ZM108 156V155H107ZM199 156H200V154H199ZM206 156V155H205ZM221 156V155H220ZM240 156V155H239ZM264 156V155H263ZM157 157H159V156H157ZM160 157H161V155H160ZM169 157V156H168ZM187 157V156H186ZM223 157V156H222ZM257 157V156H256ZM167 158V157H166ZM184 158V157H183ZM213 158V157H212ZM211 158V159H212ZM238 158V157H237ZM22 159V158H21ZM20 159V160H21ZM84 159V158H83ZM110 159V158H109ZM219 159V158H218ZM22 160H24V159H22ZM224 160V159H223ZM240 160V159H239ZM244 160V159H243ZM259 160V159H258ZM58 161H60V164L61 165H57V163L56 162H58ZM118 161V160H117ZM219 161V160H218ZM217 160H216V162H218ZM24 163H25V161H23ZM227 162V161H226ZM22 163V162H21ZM203 163V162H202ZM225 163V162H224ZM262 163V162H261ZM40 164V163H39ZM53 164V169L51 170L50 168V165H52ZM229 164V163H228ZM125 165H127V164H125ZM202 165V164H201ZM237 165V164H236ZM26 166V165H25ZM118 166V165H117ZM13 167V166H12ZM65 167H69L68 169H66ZM120 167V166H119ZM125 167V166H124ZM237 167V166H236ZM239 167V166H238ZM128 168H131V166H130V164L128 165ZM251 168H252V166H251ZM126 169V168H125ZM240 169V168H239ZM59 170H61V171H59ZM132 170V169H131ZM103 171V170H102ZM118 171V170H117ZM200 171V170H199ZM198 171V172H199ZM238 171V170H237ZM236 171V172H237ZM262 171V170H261ZM3 172V173H2ZM99 172H101V170L99 171ZM217 172H219L218 170H217ZM230 172V171H229ZM228 172V173H229ZM191 173V172H190ZM238 173V172H237ZM3 174V175H2ZM102 174H104V173H102ZM193 174V173H192ZM233 174V173H232ZM252 174V173H251ZM256 174V173H255ZM191 175V174H190ZM199 175H201V172H200V174ZM239 175V174H238ZM14 176H15V174H14ZM192 176V175H191ZM246 176V175H245ZM254 176H256V175H254ZM257 176H259V175H257ZM200 177V176H199ZM198 177V178H199ZM203 177V176H202ZM201 177V178H202ZM260 177V176H259ZM24 178V177H23ZM53 178V177H52ZM184 178V177H183ZM194 178V177H193ZM112 179V178H111ZM197 179V178H196ZM235 179V178H234ZM237 179V178H236ZM60 180V179H59ZM9 181V182H10ZM53 181L56 183V181H55V179H53ZM195 181V180H194ZM246 180H244V182H245ZM260 181V180H259ZM20 182V181H19ZM61 182V181H60ZM113 182V181H112ZM248 182V181H247ZM261 182V181H260ZM62 183V182H61ZM130 183V182H129ZM201 183V182H200ZM205 183V182H204ZM216 183V182H215ZM255 183V182H254ZM10 184V183H9ZM195 184V183H194ZM218 184H220V183H218ZM223 184V183H222ZM259 184V183H258ZM12 185V184H11ZM50 185H52V184H50ZM210 185V184H209ZM244 185V184H243ZM250 185V184H249ZM248 185V186H249ZM10 186V185H9ZM13 186V185H12ZM11 186V187H12ZM218 186V185H217ZM119 187V186H118ZM204 187H205V184H204ZM216 187V186H215ZM257 187H258V185H257ZM116 188H117V185H116ZM208 188V187H207ZM202 190V189H201ZM247 190V189H246ZM245 190V191H246ZM146 192H148L149 194H153V198L158 202V207L160 206V205H162L163 206V204H167V203H165L163 200H161V198L159 199V189H155V190H153V191H150L149 189L148 190H145ZM244 191V192H245ZM248 191V190H247ZM203 192V191H202ZM205 192V191H204ZM221 193V192H220ZM247 193V192H246ZM217 194V193H216ZM155 195V196H154ZM229 195V194H228ZM249 195V194H248ZM204 196H206V195H204ZM210 196V195H209ZM261 196H263V195H261ZM26 197H27V195H26ZM29 197V196H28ZM31 197V196H30ZM63 197V196H62ZM64 197H68L72 202H70L71 203V205L70 204H68L69 202H64V203H61V202H59V205L61 206L62 205V207L64 208V213L66 214V215H64L63 216V221H65L66 219H69L70 220V218L73 216L76 220H77V218L79 217V215H80V218L82 219L83 217L84 218H86L87 220H89L90 221V223L92 224V225H88V224H84L83 225V227H85L84 229H85V231H87V232H89V234L91 235L90 236V241H88L87 243H86V241L88 240L87 238L89 237V235L88 234H86V232L85 233H83V235L85 236H87L88 235V237L86 238L87 240L85 241V243H83V241L81 240V242L78 240L79 239V237L77 236V241H79L81 244H82V246L84 247V248H86L87 250H88V253H91V254H95L94 252L96 251V252H99L100 253V251H102V252H106V254L107 255H109L110 256V259L108 260V263L107 264H125V262L124 261H128L129 259H126L127 257L129 258V256H130V254H129V248L128 247H124V246H121L122 244H120V241H121V238L119 237V235L118 234H116V236H115V229L113 228V226H112V224H108V223H105L104 224V226L102 227V229H98L99 227H101L102 226V222L99 224V225H94V224H97L96 223V221H97V219H96V217L94 216V215H92V214H90V213H92L93 211L92 210H90V211H87V210H85V209H88V208H80V209H77L76 208V204H78V206H80L79 205V202L75 199V197L73 196V194H71V193H69V192H66V195L64 196ZM124 197V196H123ZM207 197V196H206ZM216 197V196H215ZM38 198V197H37ZM194 198H199L198 196H196V195H194ZM213 197L211 196V199H212ZM36 199V198H35ZM252 199V198H251ZM38 200V199H37ZM110 200V199H109ZM117 200V199H116ZM248 200V199H247ZM34 201V200H33ZM39 201V200H38ZM63 201V200H62ZM111 201V200H110ZM122 201L123 202H121V205L119 206V207H125V209L127 208V204H126V200L125 199H122ZM160 202V203H159ZM207 202V201H206ZM246 202H248V201H246ZM50 203V202H49ZM214 203H215V201H214ZM170 204H172V203H170ZM216 204V203H215ZM236 204V203H235ZM174 205V204H173ZM214 205V204H213ZM233 205V204H232ZM253 205V204H252ZM50 206V205H49ZM87 206V205H86ZM96 206V205H95ZM98 206V205H97ZM236 207V206H235ZM92 208V207H91ZM90 208V209H91ZM94 208V207H93ZM175 208V207H174ZM178 208V207H177ZM233 208V207H232ZM121 208H119V210H120ZM137 209V208H136ZM213 209V208H212ZM214 209H215V206H214ZM224 209V208H223ZM228 209V208H227ZM236 209V208H235ZM239 209V208H238ZM46 210H47V208H46ZM49 210V209H48ZM63 210V209H62ZM75 210H76V213H75ZM97 210V209H96ZM95 210V211H96ZM105 210V209H104ZM118 210V211H119ZM158 210V209H157ZM164 210L166 211V212H169L170 214L171 213H173L172 212V209L170 208V207H164ZM186 210V209H185ZM219 210V209H218ZM229 210V209H228ZM232 210H234V208L233 209H231L230 210V212L232 211ZM237 210V209H236ZM248 210V209H247ZM50 211V210H49ZM174 211V210H173ZM210 211V210H209ZM220 211V210H219ZM240 211H242V210H240ZM62 212V211H61ZM225 212V211H224ZM226 212H228V211H226ZM229 212V213H230ZM238 212H239V210H238ZM96 213H98V212H96ZM135 213V212H134ZM137 213V212H136ZM190 213V212H189ZM206 213H208V212H206ZM220 213V212H219ZM218 213V214H219ZM233 213V212H232ZM232 213H230V214H232ZM241 213V212H240ZM49 214H51V213H49ZM75 214H78V215H75ZM178 214V213H177ZM185 214V213H184ZM212 214V213H211ZM218 214H216L217 216H218ZM230 214H229V216H230ZM61 215V214H60ZM72 215V216H71ZM175 215V214H174ZM204 215V214H203ZM208 215V214H207ZM222 215V214H221ZM227 215V214H226ZM237 215V214H236ZM239 215V214H238ZM243 215V214H242ZM98 216H100V215H98ZM156 216H157V214H156ZM199 216V215H198ZM200 216H202V214L200 215ZM223 216H225V214H223ZM228 216V217H229ZM240 216V215H239ZM243 216H245V215H243ZM13 217H14V215H13ZM19 217V216H18ZM62 217V216H61ZM109 217L111 218H113V219H115V217H113V214H111V213H109ZM183 217V216H182ZM181 217V218H182ZM190 217V219H192L191 217H193V216H189ZM213 217V214L211 215V218ZM220 217H222V216H220ZM98 218V217H97ZM157 218H159L158 216H157ZM174 218V217H173ZM171 219V218H169V219H164L163 221H162V223H157V225L159 224V225H166V226H170V228H167L166 227V231H164V234H163V232H161V236H162V238H159V239H156V238H153V239H151V240H145V244L146 243H148V244H150L151 245V247H146L145 245H144V250H145V252H144V256L146 257H149L150 259H151V264H159L162 260H163V257H159L158 258V261H155L153 258H152V256H156V254L158 253V251L160 250V248H162L163 249V247L164 248H167L170 252H171V249L172 248H170V246H172L171 244L172 243H174V242H171V240L170 239H168L167 238V236L169 235L170 237H172V235H173V229H176V228H174V227H171L172 225H173V220L174 219ZM205 218H206V215H205ZM224 218V217H223ZM227 218V217H226ZM183 219V218H182ZM186 219V218H185ZM200 219H201V217H200ZM199 219V220H200ZM225 219V218H224ZM223 219V220H224ZM13 221L14 219H12V217L11 218H9V223H10V225L12 226V222L11 221ZM68 220V221H69ZM116 221H117V219H115ZM134 220H136V219H134ZM133 220V221H134ZM234 220V219H233ZM14 221H16V220H14ZM101 221V220H100ZM104 221H105V219H104ZM180 221V220H179ZM186 221H188V217H187V220ZM189 221H191V220H189ZM189 221H188V223H189ZM205 221V220H204ZM228 221V220H227ZM78 222H80V221H78ZM110 222V221H109ZM177 222V221H176ZM185 222V221H184ZM199 222H201V221H199ZM234 222V221H233ZM81 224L83 223V222H80ZM79 223V224H80ZM112 223H114L115 224V222L112 220ZM128 223V222H127ZM191 223V222H190ZM224 223H226V220H225V222ZM151 224V223H150ZM204 224V223H203ZM227 224V223H226ZM235 224V223H234ZM147 225V224H146ZM158 225V226H159ZM187 225V224H186ZM189 225V224H188ZM184 226V225H183ZM182 226V227H183ZM66 226H63V228H65ZM98 227V228H97ZM176 227H177V225H176ZM184 227H186V226H184ZM188 227V226H187ZM225 227H226V225H225ZM231 227V226H230ZM14 228V231L16 230V229H18V228H16V227H13ZM16 228V229H15ZM113 229L114 230V235L113 234H111L110 232H108V234L110 233L111 235H113L114 236V238L118 241L117 243H115L114 241H112L110 238H108V236L106 235V238L105 239H103L102 241V243L104 244L103 246L105 247V249L103 250V249H101L99 246H98V244H95V243H93V245H94V247H96V249H91V244H92V241L93 240H96V239H94L95 237H96V235H98V231L100 230H104V229ZM165 228V227H164ZM21 229V228H20ZM67 229V228H66ZM66 229H65V234H66ZM195 229V228H194ZM226 229V228H225ZM231 229H232V227H231ZM63 230V229H62ZM79 230V229H78ZM127 230V229H126ZM144 230V229H143ZM17 231V230H16ZM83 231V230H82ZM105 231H107V230H105ZM130 231V230H129ZM142 231V230H141ZM187 231V230H186ZM195 231H197V230H195ZM231 231V230H230ZM10 232V231H9ZM17 232H22V230H20V231H17ZM80 232H81V230H80ZM126 232V231H125ZM176 232V231H175ZM174 232V233H175ZM218 232H221V231H218ZM227 232V231H226ZM231 232H233V231H231ZM76 233H78V232H76ZM103 232H101L100 234H102ZM128 233V232H127ZM131 233V232H130ZM6 234V233H5ZM82 234V233H81ZM100 234L98 235V236H100ZM177 234H179V233H177ZM187 234V233H186ZM190 234H191V232H190ZM198 234V233H197ZM212 234V233H211ZM13 235V234H12ZM16 235V234H15ZM76 235V234H75ZM77 235H80V234H77ZM131 235H132V233H131ZM200 235V234H199ZM222 235V234H221ZM105 236V235H104ZM133 236V235H132ZM135 236L136 237H139V234L136 232L135 233ZM134 236V239H135V245L136 246H138V247H140L139 246V243H138V241H137V239H136V237ZM212 236V235H211ZM217 236V235H216ZM6 237V236H5ZM8 237V236H7ZM151 237V236H150ZM175 237V236H174ZM184 237V236H183ZM204 237H205V235H204ZM204 237H202V238H204ZM97 238V237H96ZM100 238H102V237H100ZM187 238V237H186ZM258 238V237H257ZM6 239V238H5ZM30 239H32V238H30ZM76 239V238H75ZM83 239V238H82ZM92 239V240H91ZM124 239V238H123ZM150 239V238H149ZM180 239H183V238H180ZM201 239V238H200ZM224 239V238H223ZM100 240V239H99ZM160 240H162V241H160ZM196 240V239H195ZM198 240H199V237H198ZM225 240H227V239H225ZM0 241L2 242V239H0ZM29 241V240H28ZM152 241H154V243H151ZM194 241V240H193ZM218 242H219V239L217 240ZM216 241V243H218ZM228 241V240H227ZM15 242V241H14ZM91 244H90V243ZM94 242V241H93ZM188 242V241H187ZM186 242V243H187ZM192 242V241H191ZM191 242H189V243H191ZM206 242V241H205ZM228 242H230V241H228ZM16 243V242H15ZM101 242H99V244H100ZM201 243V242H200ZM209 243V242H208ZM239 243V242H238ZM252 243V242H251ZM2 244V243H1ZM17 244V243H16ZM26 244V243H25ZM30 244H31V242H30ZM75 244V243H74ZM81 244H79V245H81ZM132 244H133V242H132ZM166 244V245H165ZM194 244V243H193ZM225 244V243H224ZM227 244V243H226ZM232 244V243H231ZM240 244H241V242H240ZM18 245V244H17ZM72 245H73V242H72ZM102 245V244H101ZM124 245V244H123ZM149 245V246H150ZM191 245V244H190ZM203 245H204V243H203ZM216 245V244H215ZM214 245V246H215ZM220 245V244H219ZM237 245V244H236ZM3 246V245H2ZM1 245H0V249H1V247H2ZM19 246V245H18ZM31 246V245H30ZM48 246V245H47ZM179 246V245H178ZM187 246V245H186ZM227 246V245H226ZM234 246V245H233ZM20 247V246H19ZM133 247H134V244H133ZM183 247H184V245H183ZM204 247V246H203ZM207 247V246H206ZM232 247V246H231ZM231 247H229V248H231ZM249 247V246H248ZM252 247V246H251ZM258 247V246H257ZM4 248V247H3ZM25 248V247H24ZM27 248V247H26ZM74 248H78V247H76V245H74ZM79 248H80V246H79ZM149 248H152L151 250H149ZM199 248V247H198ZM217 248V247H216ZM246 248V247H245ZM82 249V248H81ZM85 249V250H86ZM197 249V248H196ZM200 249H202V248H200ZM213 249V248H212ZM219 249V248H218ZM249 249V248H248ZM29 250V249H28ZM36 250V249H35ZM34 250V248L33 247H31L30 248V255H33V254H38L39 253V255L41 256V257H43V254L41 253V252H38V251H35ZM78 250V249H77ZM86 250V251H87ZM141 250V249H140ZM185 250V249H184ZM199 250V249H198ZM197 250V251H198ZM220 250H221V248H220ZM243 250V249H242ZM23 251V250H22ZM26 252H28L27 250H25ZM48 251V250H47ZM50 251H51V249H50ZM218 251V250H217ZM227 251H229V250H227ZM241 251V250H240ZM239 251V252H240ZM33 252V253H32ZM78 252V251H77ZM79 252H80V250H79ZM150 252H151V254H152V256L150 255ZM178 252V251H177ZM192 252V251H191ZM215 252H216V250H215ZM214 252V253H215ZM222 252H223V250H222ZM225 253H226V249H225V251H224ZM234 252V251H233ZM22 253H24V251L22 252ZM87 253V254H88ZM141 253H142V250H141ZM181 253V252H180ZM179 253V254H180ZM228 253V252H227ZM237 253V252H236ZM245 253V252H244ZM259 253V252H258ZM1 255H3L4 257H2L1 255H0V264H7V259L10 257V255L12 254V253H10V254H8V255H6V253H0ZM16 254V253H15ZM25 254H27V253H25ZM86 254V255H87ZM90 254V255H91ZM179 254H177V255H179ZM195 254V253H194ZM198 254V253H197ZM216 254V253H215ZM229 254V253H228ZM249 254V253H248ZM255 254V253H254ZM254 254H253V256H254ZM13 255H14V253H13ZM96 255H98L97 253H96ZM106 255V256H107ZM175 255V254H174ZM193 255V254H192ZM236 255V254H235ZM240 255V254H239ZM250 255V254H249ZM256 255V254H255ZM15 256V255H14ZM18 256V255H17ZM25 256V255H24ZM27 256V255H26ZM26 256H25V258H26ZM49 256V255H48ZM139 256V255H138ZM203 256V255H202ZM218 256H219V254H218ZM222 256H223V254H222ZM229 256V255H228ZM35 258H36V256H34ZM47 257V256H46ZM52 257V256H51ZM104 257V256H103ZM117 257H121V258H124V260L123 259H121L120 261H119V259L117 258ZM141 257H143L142 256V254H141ZM223 257H225V256H223ZM247 257V256H246ZM262 257H264V256H262ZM261 257V258H262ZM30 258V257H29ZM118 259V261L116 260L115 261V259ZM211 258V257H210ZM236 258H237V256H236ZM239 259H240V257H238ZM237 258V259H238ZM28 259V258H27ZM46 259H48V257L46 258ZM50 259H52V258H50ZM89 259V258H88ZM136 259V258H135ZM140 259V258H139ZM162 259V260H161ZM221 259V258H220ZM244 259V258H243ZM23 260V259H22ZM76 259H73V261L74 262H76L75 261ZM97 260V259H96ZM141 260V259H140ZM192 260V259H191ZM217 260V259H216ZM228 260V259H227ZM235 260V259H234ZM253 260V259H252ZM263 260H264V258H263ZM9 261H12L13 262V264H21V261L20 260H18V259H14V257H10V260ZM20 261V262H19ZM78 261V260H77ZM106 261V260H105ZM147 261V260H146ZM164 261V260H163ZM222 261V260H221ZM237 261V260H236ZM247 261V260H246ZM245 261V262H246ZM260 261V260H259ZM50 262V261H49ZM48 262V263H49ZM98 262V261H97ZM192 262V261H191ZM198 262H199V260H198ZM197 262V263H198ZM210 262V261H209ZM223 262V261H222ZM230 262V261H229ZM243 262V261H242ZM241 262V263H242ZM248 262V261H247ZM251 262V261H250ZM53 263V262H52ZM99 263V262H98ZM106 263V262H105ZM224 263V262H223ZM238 263H239V261H238ZM255 263V262H254ZM261 263H263V261L261 260ZM25 264V263H24ZM130 264V263H129ZM133 264V263H132ZM168 264V263H167ZM211 264H214V261H211ZM225 264H226V262H225ZM240 264V263H239ZM247 264V263H246ZM250 264H252V263H250Z\"/></svg>",
	"mask_w": 264,
	"mask_h": 264
},
{
	"label": "water",
	"instance_id": "water-1",
	"mask_svg": "<svg viewBox=\"0 0 264 264\" xmlns=\"http://www.w3.org/2000/svg\"><path fill=\"white\" fill-rule=\"evenodd\" d=\"M68 108L67 103L58 102L51 103L48 105V115H63ZM110 143L112 145L119 146L121 148L139 149L141 145L131 136L128 135H114L110 138Z\"/></svg>",
	"mask_w": 264,
	"mask_h": 264
}]
</instances>
